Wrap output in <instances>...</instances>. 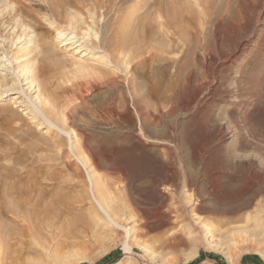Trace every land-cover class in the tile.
Returning <instances> with one entry per match:
<instances>
[{
  "label": "rangeland",
  "instance_id": "1",
  "mask_svg": "<svg viewBox=\"0 0 264 264\" xmlns=\"http://www.w3.org/2000/svg\"><path fill=\"white\" fill-rule=\"evenodd\" d=\"M100 1L0 0V184L25 182L46 200L62 197L0 253V264H258L252 256L264 264V196L217 213L229 220L220 226L210 210L194 209L199 196L184 183L209 177L233 152L264 159V0H233L226 12L225 0H213V19L202 17V39L215 26L225 52L238 40L250 48L240 67L222 70L204 109L234 137L217 147L215 135L205 152L212 122L205 111L192 122L178 99L159 101L165 83L158 73L146 82L134 74L135 99L128 64L112 61L101 42L137 0H114L107 10ZM72 35L89 53H75V43L60 46ZM258 77L260 92L246 115L224 102L225 86L245 101ZM166 171L163 196L155 182ZM221 179L220 196L229 203L240 186Z\"/></svg>",
  "mask_w": 264,
  "mask_h": 264
},
{
  "label": "bare ground",
  "instance_id": "2",
  "mask_svg": "<svg viewBox=\"0 0 264 264\" xmlns=\"http://www.w3.org/2000/svg\"><path fill=\"white\" fill-rule=\"evenodd\" d=\"M211 1L213 0H137L134 9L132 8L133 10L124 15L117 27L107 35H102L101 42L110 59L116 63L125 62L128 64L130 82H132L129 88L135 99L137 93L133 84L134 74H140L146 82L152 81L153 74L158 73L165 83V90L161 89L158 93L159 101L164 103L178 99L179 108L192 122L200 114L203 115L207 103L213 100L216 91L220 88L219 78L222 70L232 66L240 67L244 56L243 50L246 49V47L242 48L246 45L245 40H238L234 44L233 50L225 52L221 45L219 31L215 26L208 32V38H205L207 40L201 38L202 19L204 18L206 21L213 19ZM232 1H224L225 12L229 10ZM105 2L104 9L106 10L114 5V0ZM79 40L80 37L72 35L63 39L60 46L75 43L77 46L74 52H81V56H85L89 53L88 48L82 45L83 42ZM248 50L250 48L246 49V51ZM174 51L181 52V57L173 58ZM260 77L257 78V82L253 86L248 88V95H244L245 101H241L238 94L230 90L233 88L232 86V88L225 86L222 95L224 102L229 106L240 108L244 115L250 107L255 105V95H259L261 87ZM182 88H185L183 93L180 92ZM233 90L235 91V89ZM142 113L140 112L139 115ZM204 114L208 121H212L208 137L206 136L202 140L204 152L212 146L215 135H220L217 147L232 140L234 132L229 130L224 123L217 122L212 111H205ZM240 125L237 128L241 127ZM200 166L204 167V164L200 163ZM210 172L212 174L209 177L207 175L203 177L202 173L199 176L195 175V178L192 175L185 176L184 183L194 188L199 196V201L197 200L194 209L205 207L206 210H210L209 212L214 214L213 219L220 226L229 220L220 219L217 217V213L228 211L235 206H249L256 196H264V159L256 153L233 152L228 159L221 157ZM161 178L169 180L167 171L164 175H160V178L155 182L158 193L164 196L166 195L162 192L164 189H160ZM221 178L228 184L235 185L237 183L240 186V189L231 196L229 203H224V199L220 196L221 187L219 184L220 181L223 182ZM205 179L207 185L203 184ZM34 195L36 198H33ZM61 198L58 195L52 197L51 200H46L42 191L35 193L34 189L25 182L22 184H0V253L9 252L14 239L23 237L53 213L56 207L61 204ZM164 198L160 199L159 206L156 208L162 219L165 217V211L161 209L165 202ZM241 218L242 215L237 214L234 220H241ZM128 247H125L124 253H131L129 255L132 256L133 252ZM260 253L264 259V250ZM203 264L211 263L206 261ZM230 264H234V262L231 260Z\"/></svg>",
  "mask_w": 264,
  "mask_h": 264
},
{
  "label": "trees",
  "instance_id": "3",
  "mask_svg": "<svg viewBox=\"0 0 264 264\" xmlns=\"http://www.w3.org/2000/svg\"><path fill=\"white\" fill-rule=\"evenodd\" d=\"M108 259H109L108 257H104V258H103V261L105 262V261H107ZM252 259L255 260L256 263L260 264V261H259V259H258L256 256H252Z\"/></svg>",
  "mask_w": 264,
  "mask_h": 264
}]
</instances>
